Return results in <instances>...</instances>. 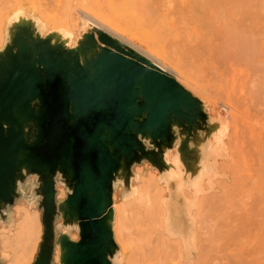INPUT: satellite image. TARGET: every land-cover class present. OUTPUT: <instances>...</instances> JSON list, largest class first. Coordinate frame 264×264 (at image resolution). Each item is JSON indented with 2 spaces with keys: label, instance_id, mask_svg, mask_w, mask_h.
Here are the masks:
<instances>
[{
  "label": "water",
  "instance_id": "obj_1",
  "mask_svg": "<svg viewBox=\"0 0 264 264\" xmlns=\"http://www.w3.org/2000/svg\"><path fill=\"white\" fill-rule=\"evenodd\" d=\"M28 17L8 24L0 50V221L25 186L40 198L43 226L32 264H52L56 247L59 264H120L115 186L130 193L133 166L143 161L159 173L168 169L166 150L179 154L190 182L200 145L220 129L221 118L210 117L177 80L106 32L87 25L69 47L57 32L43 36ZM29 176L37 185L27 183ZM57 182L67 190L60 201ZM177 214L186 229L185 208ZM70 226H77L78 239L60 231Z\"/></svg>",
  "mask_w": 264,
  "mask_h": 264
},
{
  "label": "bare ground",
  "instance_id": "obj_2",
  "mask_svg": "<svg viewBox=\"0 0 264 264\" xmlns=\"http://www.w3.org/2000/svg\"><path fill=\"white\" fill-rule=\"evenodd\" d=\"M73 1L74 0L72 1L66 0L62 5L63 6L62 8H64L62 9L63 10L62 13L63 14L68 13L70 15L66 17L67 20L66 22L68 25H66L65 19L64 21H62V23L64 22L63 23L64 25L62 24L63 29L72 33L74 31V28L78 26L76 23H73L74 19L71 17L72 9L75 8L77 5L75 4V2L78 3L77 0H75L73 4ZM113 1L114 3L116 2L117 4H119V2L123 4L122 0L120 1L118 0L119 2L117 0H113ZM161 1L163 0H160L159 2ZM166 1L167 0H165L164 2ZM114 3L112 2V4ZM154 3L156 4L157 2ZM90 4L91 3H89V5ZM117 4L114 5L117 6ZM165 4L168 5L167 8H169L171 5L175 7V9L177 10L178 8H180V11L182 10V12L184 13L185 17L184 15L182 16L181 14L182 12L178 11L179 17L185 18L183 22L186 20V22L191 26L192 30L189 26H187V28H184L183 26L182 27L185 30L190 28V31H188L189 29L187 30L188 34H190L192 31L190 35L192 36L196 35L195 38L197 41L193 39L194 36L193 37L190 36L192 39L190 38L189 39L194 41V44L190 43V45L193 44V46H195L196 43V45H198L199 48L202 49L203 51L201 53L199 52L200 50L198 49L199 54L201 53L203 55L204 53L205 56L207 57L204 58L209 59L208 61L211 62V68L213 69L212 76H214L212 79L215 78V80H213V82L211 80L210 81L212 82L211 84L213 83L217 84L216 90L218 93H215L216 91L213 89L214 87L212 85L210 86L209 85L210 83L208 82H207L208 83L207 87L209 89L208 90L209 92L206 91V89H203L204 88L203 86H205L206 83L203 86L201 85V87L196 84L192 85L191 87H194V89L197 90L196 91L197 94L198 92L201 93V97L203 94L207 95L206 98H204L207 103L204 102L203 100L202 102L204 103L205 107H208L209 112L212 113V115L219 108H222L225 112L222 114V116L220 117L218 116V118L219 119L221 118L220 120L222 121L220 129L209 138V140L205 145H203V147L202 145H200L201 146L200 151H202L201 154L202 156L200 157L199 160V169L197 174L191 179L190 182H186L182 177L183 174H185V172H184L183 164L179 158V154L176 151L173 152L170 150H166L164 154V161L169 164L168 169L163 170L161 173L154 172L151 173V175L148 174L149 176L147 177L143 176V174L140 172L138 174H135V180H140V183L136 186H132L131 192L125 194V196L127 197L126 199L127 203L126 202L125 203L128 204L125 208V211L130 212L132 209V211L134 210L135 213L139 211L144 212V217L154 227V231L156 233L154 234V238H150V236H146L147 238L137 237L138 239L137 244L135 243L136 241L134 240L136 238L132 239V237H130L127 240V243L129 244L130 249L134 251V249L137 250V248H139L138 244H140L143 240H146L145 242H147L146 244L149 246V250H151V252L153 253L151 258L147 261L149 262L148 264H264V132H260V134L257 133L258 131L257 120L258 119L264 120V0H168L167 3ZM169 4L171 5L169 6ZM83 5L82 7L85 6ZM107 5L109 6V3ZM120 5H118L120 11H118V8L115 10V6L114 7L112 6V8L118 14V17L120 15L123 16V13L121 14L122 9L129 8L126 7V4H124V6L121 5L124 8L122 7V9H120ZM147 5H148L147 10H148L150 8L149 6L151 5L150 3ZM144 6H146L145 3ZM156 6H158V4ZM156 6L154 8L151 7V9H154L153 11H155ZM60 7L59 10L61 9ZM79 7H81V5ZM79 7L75 9L76 11H78L79 16L83 20L82 23L83 25L90 24L95 28H98L106 32L113 38L117 39L118 41L122 42L123 44L135 50L140 55L144 56L147 60H149L150 62L161 68L170 76H174V74L179 76V73L182 74L180 72L181 70L180 67L178 68L177 66L176 68V65L174 64L175 67L173 66V68L180 69V70H176V69L174 70L172 67H170L173 64L170 65V63L164 61L170 65L168 66L166 65V63L164 64L163 61L160 60V59L164 60L162 56L160 59L159 57H156L159 55L160 51L156 56L153 55V53H151L152 51L149 52V50H154V49L158 51V49L155 48L157 46L154 45H153L154 46L153 49L148 48V46L150 45L152 46L151 43L150 44L148 43L149 41L152 42L150 37H149L150 40L148 41L144 40L148 44L146 49L149 50L147 51L144 47L135 43V41L133 40L136 34L133 33L136 32L134 29H133L134 31L130 30L132 31V33L128 30L130 32L129 34L130 36L133 37L134 34V38L127 36L126 31L125 32L121 31L124 29L126 30L125 26L126 24L128 25L129 23L128 21H132L136 17L133 16L134 18H129V20L127 21L128 23L125 22L126 24L125 23L123 24L125 26L121 24L122 27H125L124 29H122L121 27H118V25L120 26V24H117L118 22L116 23L113 21L114 25L117 24L116 27L111 23H109L110 21H108L109 19H107V17H106L107 19L106 21L108 22L101 21L104 18L99 20L98 18L101 16L95 18L94 15L93 16L90 15L85 10ZM133 7H136V5H134ZM131 8L129 9L131 10ZM145 8L143 9L146 10ZM151 9L149 10L152 11ZM169 9L171 10L169 11L170 13H175V10H173L172 12L173 8L170 7ZM108 12L110 14L109 8L107 10V13ZM123 12L125 16H123L122 18L128 15L127 13H125L128 12V10ZM169 12H166L165 16L170 17L168 15ZM153 14H156V11L153 12ZM140 15L141 14L137 16ZM143 15L144 17L142 19L144 20L145 18V20L147 21V19L149 18L145 17V14ZM173 15L174 14H172V16ZM176 15L178 16V14H175V16ZM152 16L153 17L155 16L156 18L157 16L159 17L160 15L157 16L152 15ZM126 18H128V16ZM166 18L167 17H165V19ZM139 19L140 18L138 17L137 20ZM137 20L135 21L136 23L138 22ZM145 20H144V26H146ZM140 22L142 21L140 20L139 23ZM186 22H184L185 25L182 24V21L180 23L186 27ZM132 25L133 24L131 23V26ZM135 26L136 28L138 27L136 24ZM119 28H121V30ZM143 31L141 33H143ZM187 32H185V35L187 34ZM154 34L151 35V38L152 36L154 38ZM136 37L137 39H140L139 36ZM155 40L158 43L156 36H155ZM188 40L187 41L184 40V42L186 43L188 42ZM179 41L180 39H178L177 42ZM177 42L175 43L179 45L180 43L178 44ZM161 44L163 45L164 43ZM171 44L172 43H170V45ZM190 45L188 47H190ZM164 46H166V43ZM172 46L173 44L171 45V47ZM185 46L187 45L185 44L184 48ZM171 47L169 46V49ZM188 47H186L187 50H190L191 47L190 48ZM162 48L163 50H165L164 47ZM176 48L174 49L175 51H177ZM163 50L162 52H164ZM180 51L183 52L182 49H180ZM180 51H178L179 54ZM184 52H186V50ZM173 53L174 54L172 55L175 56L174 51ZM189 53L190 52L188 51V55H191ZM179 54H178V60L179 57H181ZM193 54L194 53H192V55ZM195 56H192V60L193 58L194 60H196ZM187 57H191V56H186V58ZM197 58H201V57H197ZM188 59L189 58H187V62ZM206 59H203V61L205 60L206 62ZM185 60L186 59H184V61ZM180 62L178 61V63ZM210 62L208 64L206 63V65H209ZM194 65L192 66L194 67ZM196 65L198 66L199 64L197 63ZM204 69L206 70L209 68H203V70ZM205 70L203 72H205ZM176 71L178 72V74H176L177 73ZM209 73H207V75ZM182 75L185 76V74ZM177 76H176L177 79L181 77V76L179 77ZM185 77H182V79H184L183 82H185L186 79L187 81H189L188 77L187 78ZM204 78H202V80ZM196 79L198 80V78ZM192 82H190V84ZM199 84H201V82ZM211 87H213L212 93L210 89ZM228 127L230 132L228 134V139L226 141V147H225L224 137L227 134L226 132ZM226 152L228 153L230 158L229 162L228 163L224 162L225 164H223L222 162L218 161L220 163L218 166L217 157L226 156L225 155ZM224 158L226 159V157ZM230 160L232 166L230 165ZM238 161L242 162L241 166L242 164L245 165L243 166L245 170H243V168L240 169L241 168L240 165L237 167L238 171H236V169L231 170V168H233L234 166L233 165L234 163H237V165L240 164ZM226 164H229L231 167L227 166ZM238 168L240 169V171ZM226 169H230L227 170V173L228 171H230V175L232 174L231 171L234 174H235L234 171H236V174L237 172H239V174H237L239 175V177L237 175L235 176H237V181H239L238 178H240V182L243 181L242 182L243 185H241V183L235 180L236 177L235 179L233 178L234 176L233 174L230 176L231 181L233 178L235 182H237L242 187L249 184L248 186H245V188L247 187V189L250 186V189L248 190L246 189L247 191H249V193H247L246 190H244L245 192L244 194L246 195L249 194L248 196L245 195L246 199L247 197H249V199L247 200L245 199V202L244 201L242 202L241 199L242 195L244 194L242 193V195L239 196L241 194L242 188L240 189L239 192L238 190L240 187L235 182L234 183L237 186L236 189L239 193L234 191L236 192L235 193L236 196L233 193H232L233 196L231 195V192L233 191L231 190L232 187L230 186L234 184L233 181L231 182L232 183L231 185L226 184L227 186H229L226 187L230 188L228 190L225 187L224 183L221 184L224 180L221 182L219 179H217L220 181V184L216 180L213 181L215 184H217V186H219V188H221L222 185H224L225 187V188L222 187L221 188L222 190L220 189L221 195H219L220 193H218V195H216L218 197L214 195L216 191L211 192V194L209 192L206 193L205 195H200L202 191L208 192V190L212 185V180L214 176H217L219 171H225ZM247 170H249L250 174H248ZM243 171L244 173H246V175L247 174L249 175L248 177L249 181L246 179V176L245 174H243ZM242 175L245 176L244 179L241 178ZM170 182H173V186L175 187L176 194L177 195L180 194V197L183 198L185 202L183 206L180 204L179 198L177 199L176 196L173 197L170 194L172 190ZM160 183L163 185H160ZM245 188L243 187V189ZM232 189L234 190V188ZM229 190L230 192H228ZM165 191L167 193L166 196H164ZM208 194H210V196ZM237 196L241 198L238 199ZM234 198L236 200L238 199L237 201L240 200L239 202H242L240 207H239L240 204L236 202ZM232 201H234V204ZM235 202L239 204L237 208H235L234 206ZM125 203L123 207H125ZM226 203L228 207L230 206L229 209L232 207L231 205L233 204V207L235 208V215H233V217L236 216V212L239 215V212L243 208L242 207L243 203L246 204L248 203V208L244 207L246 209L244 208L243 209L253 214L252 216L251 214H247L248 217L250 215V217L253 218L248 219V217H246V214L245 213L243 214L244 210L242 209L243 212L241 215L243 216L245 215L244 218H240L242 221L239 219L238 215L236 216L237 220L236 218H234L235 219L234 220L232 217H230V214L232 215V211L226 209L227 207V205H225ZM181 207L185 208V213L187 214V220L188 223H190L189 225H187L186 229H184L183 227L184 225L183 223L181 224L179 220V216L177 214V212L181 209ZM238 208L240 210L236 211V209ZM32 223L34 228L36 229V232L39 234L41 232V228L38 223L37 217L33 218ZM191 225L193 226L195 225L194 226L195 229L192 230ZM24 228L25 231L24 230L23 231L27 232L32 227L30 224H28ZM19 237H21V234L18 235L3 234L1 236L0 258L7 259V264H16L18 261L17 248L20 242ZM32 240L33 239H31V241ZM135 255L137 254L136 253L133 255L129 254V260L135 258Z\"/></svg>",
  "mask_w": 264,
  "mask_h": 264
},
{
  "label": "rangeland",
  "instance_id": "obj_3",
  "mask_svg": "<svg viewBox=\"0 0 264 264\" xmlns=\"http://www.w3.org/2000/svg\"><path fill=\"white\" fill-rule=\"evenodd\" d=\"M16 1V2H15ZM59 1V2H58ZM66 0H62V1H60V0H0V50L3 48V46L5 45V43H6V41L8 40V38H7V30H8V24L11 22V21H13V22H15V21H18V20H20V19H29V17L28 16H34V17H32V22H33V24H34V26H35V28H37V30H38V32H40L41 31V29L43 30V32H42V35L44 36L45 34H47L48 32H57V34L59 35V39H61L62 41H64V43H65V45L66 46H69V47H73L74 46V44H75V42H76V40H77V38H79L80 36H81V34L83 33V32H85V30H87V25H89V26H91V27H94V26H92V25H90V24H87V25H83L82 23H83V20L81 19V17L79 16V13H78V11H76V9L75 8H78L80 5H81V7H79V8H82L83 10H85L87 13H89L90 15H94V17L96 18H98V16H101V17H99L98 19L99 20H101V19H103V20H101V21H104V22H108V21H110L109 23H111L112 25H114V22H118L117 24H120V26L118 25V27H121L122 29H124L125 27H126V30L124 29V30H121V28H119L122 32H125L126 31V34H127V36H129V37H131V38H134V34H135V38L133 39L134 41H135V43H137V44H139V45H141L142 47H144L145 49L147 48V42L146 41H148V40H150L151 39V41L152 42H148L149 44L151 43L152 44V46L154 45V46H157V47H155L156 49H158V51H156L155 49L154 50H149V49H146L147 51L149 50V52L150 51H152L151 53H153V55H158V52H159V55L158 56H156V57H159V59L161 58V56H162V58H164V60L163 59H160L161 61H163V63L165 64L166 62H168V63H170V65L171 64H173V65H169L168 63H166V65H168V66H170V67H172L173 68V66L175 67V65H176V68H177V66H178V68L180 67V69L182 70H180V69H176V68H173L174 70L176 69V70H180V72L182 73V74H185V76H183L182 74H180L179 73V76H181V77H179V76H177V75H175L174 74V76H172L174 79L176 78V76L177 77H179L178 79L176 78L175 80H177L184 88H186L188 91H190L194 96H196L199 100H203L204 102H206L205 101V99L204 98H206V94L204 95H202V97H201V93H199L198 92V94H197V90H195L194 89V87H191L192 85H194V84H196V85H199L200 87H201V85L203 86V85H205V83H206V85L205 86H203L202 88L203 89H206V91H208L209 89H208V83H210L209 85L211 86H213V87H211L210 89H211V93H212V88L216 91H214L215 93H218L217 92V90H216V85L217 84H215V83H213V84H211L212 82H213V80H215V78L214 79H212L214 76H212L213 75V69L211 68V62L210 61H208L209 59H206L207 57L205 56V54L203 53V55L201 54L203 51H202V49H200L199 48V46L198 45H196V43H195V46H193V44H194V41H192V40H190V39H192L190 36H192V35H190L191 33H192V31H191V33L190 34H188V32H187V30L188 31H190V28H191V26L186 22V20L184 21V22H186V27L184 26L185 24H184V22H183V20L185 19V18H181V17H179V12H182V10L180 11V8H178V10L177 9H175V7H173L171 4H169V6L171 7V8H173L172 9V12H173V10H175V13H170L169 11H171L169 8H167L168 7V5L167 4H165V3H167V1L166 2H164L165 0H163V1H161V2H159V1H155V0H130L134 5H136V7L138 8L139 6V8L137 9L136 7H133L134 5L129 1V0H122V3L123 4H121V2H119L118 0V2H119V4H117L116 2L114 3V1L113 0H77V2L79 3H76L75 2V0L73 1V4H74V2H75V4H77L76 5V7L75 8H73L72 9V13H71V17L74 19L73 20V23H76L78 26L76 27V28H74V31H73V33L72 32H68V31H66V30H64L63 29V23H62V21H64V19H65V22L67 21L66 20V17L67 16H70L68 13H62L63 12V10L62 9H64V8H62L63 6V4H64V2H65ZM70 1H72V0H70ZM83 1H85V2H83ZM88 1H89V3H91L90 5H89V3H88ZM98 3H97V2ZM101 1V2H100ZM103 1V2H102ZM111 1V2H110ZM142 1H144V2H142ZM8 2H11V3H8ZM112 2L114 3V4H117V6H115L114 4H112ZM130 4V6H129V4ZM150 3V5L151 6H149L150 8L149 9H151V7H155L157 4H158V6H156V8H155V11H156V14H153V12H155V11H153L154 9H151L152 11H150L149 9L147 10V7H148V5L147 4H149ZM154 2H157L156 4L154 3ZM160 4H159V3ZM163 2V3H162ZM81 3V4H80ZM83 3H84V5H83ZM102 3V4H101ZM109 3V6L107 5ZM144 3H145V5L146 6H144ZM152 3V4H151ZM59 4H61V5H59ZM123 5L124 6V4H126V7H129V8H131V10L128 8H124L123 6H121V5ZM162 4V5H161ZM82 5L84 6V7H82ZM93 5V6H92ZM115 6V10L119 7L118 5H120V9H122V7L124 8V9H126V10H128V12H125V13H127L128 15H126V17L128 16V18H126V17H124V18H122L123 16H125V14H124V12L123 11H126V10H124V9H122L121 11V14L123 13V16L122 15H120L119 17H118V14L115 12V10L112 8V6ZM132 5V6H131ZM165 5V6H164ZM61 6V7H60ZM95 6V7H94ZM113 6V7H114ZM144 6V7H143ZM160 6H162V7H160ZM59 7L61 8L60 10H59ZM146 7V8H145ZM58 8V9H57ZM88 10H87V9ZM91 8V9H90ZM96 8V9H95ZM108 8L110 9V14H109V12L107 13V10H108ZM141 8V9H140ZM143 8H145L146 10H144ZM157 8H159V9H157ZM162 8V9H161ZM165 8V9H164ZM98 9V10H97ZM167 9H169V10H167ZM100 10V11H99ZM143 10V11H142ZM158 10H161V11H158ZM167 10V11H166ZM89 11V12H88ZM97 11H99V12H97ZM118 11H120L119 10V8H118ZM130 11V12H129ZM141 11V12H140ZM148 13V15H147V13ZM148 11H150V12H148ZM179 11V12H178ZM61 12V13H60ZM96 12V13H95ZM115 12V13H114ZM145 12V13H144ZM161 12V13H160ZM166 12H169L168 13V15L170 16V17H168V16H165L166 15ZM177 12V13H176ZM102 13H104V14H102ZM119 13V12H118ZM157 13H160V14H157ZM163 13V14H162ZM101 14V15H100ZM109 14V15H108ZM112 14H115V15H112ZM116 14H117V17H116ZM139 14H141L140 16H137V15H139ZM143 14H145V17H148L149 19H147V21L145 20V18H144V20H145V24H146V26L147 27H151L150 29L149 28H147L146 26H144V20L142 19L143 17H144V15ZM160 15L159 17L157 16L156 18H158V19H156L155 18V16L153 17L152 15ZM172 14H174L173 16H172ZM175 14H178V16L176 15L175 16ZM182 14V16L184 15V13L182 12L181 13ZM111 15H112V17H111ZM147 15V16H146ZM103 16V17H102ZM115 16V17H114ZM136 17V18H134V17ZM164 16V17H163ZM172 16V17H171ZM106 17H107V19H109L108 21H106L107 19H106ZM138 17L140 18L139 20H137L138 19ZM162 17V18H161ZM165 17H167L166 19H165ZM184 17H185V15H184ZM119 18V19H118ZM129 18H134L133 20L132 19H130V20H132V21H128L129 20ZM182 19V20H181ZM112 20V21H111ZM138 21L137 23L135 22V21ZM142 21V22H140L139 23V21ZM114 21V22H113ZM120 21V22H119ZM130 23H132L133 25L131 26V23L129 24L128 22ZM182 21V24H184V25H182L180 22ZM113 22V23H112ZM128 23V25L126 24V23ZM150 22H155V23H153V25H152V23H150ZM115 23V24H116ZM126 24V26L125 25H123V24ZM148 23V24H147ZM63 24V25H62ZM117 24L116 25H114V26H116L117 27ZM123 26H125V27H122V25ZM135 24L138 26L137 28H136V26H135ZM139 24V25H138ZM141 24H142V26H141ZM179 24V25H178ZM66 25H68L67 24V22H66ZM65 25V26H66ZM127 26H129V27H127ZM156 26V27H155ZM184 28H187V26H189L190 28H188V29H184ZM139 27H141V28H139ZM128 28V29H127ZM142 28H144V29H142ZM155 28V29H154ZM136 31V32H133L134 34H133V37L132 36H130L129 34H130V32L132 33V31H134V30ZM140 29H142V30H140ZM130 30H132V31H129ZM145 32H144V31ZM151 31V33H150V31ZM191 30H192V28H191ZM140 33H139V32ZM143 31V33H141ZM147 31V32H146ZM129 32V33H128ZM185 32H187V34L185 35ZM41 33V32H40ZM156 35H155V34ZM125 34V33H124ZM125 34V35H126ZM154 34V38H153V36H152V38L154 39H152L151 38V35H153ZM194 34V33H193ZM132 35V34H131ZM183 35V36H182ZM136 36H139V38L140 39H137V37ZM155 36H156V39L158 40V43H157V41L155 40ZM187 38H186V37ZM189 36V37H188ZM194 36V35H193ZM192 36V37H193ZM196 36V35H195ZM195 36L193 37V39L194 40H196V38H195ZM149 37H150V39H149ZM169 38H171V39H169ZM183 38V39H182ZM190 38V39H189ZM142 39V40H141ZM178 39H180V41L179 42H177L178 41ZM182 39V40H181ZM190 41H189V40ZM140 40V41H139ZM144 40H146V41H144ZM167 40V41H166ZM171 40V41H170ZM172 40H173V42H172ZM184 40L185 41H187L188 40V42H184ZM143 41V42H142ZM163 41V42H162ZM164 41H166V42H164ZM177 42L179 45H177L175 42ZM197 41V40H196ZM140 42V43H139ZM164 43L163 45L161 44V43ZM169 42V43H168ZM145 44V45H143V44ZM154 43V44H153ZM160 43V44H159ZM165 43H166V46H164L165 45ZM170 43H172L173 44V48H174V46H175V48L178 46L180 49H182L183 50V52L182 51H180V49L177 47L176 49H177V51H175L172 47H171V45H170ZM174 43H175V45H174ZM183 43H185L187 46H185V48H184V45L185 44H183ZM190 43H193V44H191L190 45ZM156 44V45H155ZM167 44H168V46H167ZM177 45V46H176ZM190 45V47H191V49L193 50V48H194V50L192 51L191 49V51L190 50H187V48L186 47H188ZM151 45L150 46H148V48H151V49H153L154 48V46L152 47ZM158 46H160V47H158ZM169 46L171 47L170 49H169ZM182 46V47H181ZM197 46H198V48H197ZM162 47H164V49L165 50H163V48ZM190 47H188V48H190ZM162 48V49H161ZM186 50V52H184L185 50ZM200 51H199V50ZM162 50L164 51V52H166V53H164V52H162ZM166 50H169V51H166ZM171 50H173L174 52H175V56H176V58H175V56L174 55H172V54H174L173 53V51H171ZM195 50H197V51H195ZM157 53H156V52ZM178 51H180V54H179V52ZM188 51L190 52L189 54H191V55H188ZM201 52L200 54H199V52ZM167 52H168V55H167ZM172 52V53H171ZM194 53L193 55H192V53ZM156 53V54H155ZM170 53H171V55L175 58H173L171 55H170ZM181 56V57H179V60H178V54ZM186 54V56H191V57H187V58H189L188 59V62H187V58H186V56H185V54ZM198 53V54H197ZM177 54V55H176ZM182 54V55H181ZM183 54H184V56H185V58H184V56H183ZM196 55V56H195ZM201 55V56H200ZM168 56V57H167ZM192 56H195V59L196 60H194V58H193V60H192ZM165 57H166V59H165ZM170 57H172V58H170ZM197 57H203L202 58V60H201V58H197ZM204 57H206V58H204ZM169 59V61H168V59ZM184 59H186L185 61H184ZM197 59H198V61H197ZM203 59H206V62H205V60L203 61ZM171 60H173V61H171ZM180 62V63H178V61ZM189 60H191V61H189ZM201 60V61H200ZM164 61H166V62H164ZM192 61H194V62H192ZM175 62V63H174ZM183 62V63H182ZM185 62V63H184ZM196 62V63H195ZM200 62H201V65H200ZM210 62V64L209 65H206V63L208 64ZM178 63V64H177ZM191 63H192V65H194V67L191 65ZM199 64L198 66L196 65V64ZM175 64V65H174ZM183 65V66H182ZM184 65H185V68H184ZM188 66V69H187V66ZM190 65V66H189ZM182 66V67H181ZM197 66V67H196ZM206 66V67H205ZM208 66V67H207ZM196 67V68H195ZM198 67H199V69H198ZM209 68V69H204L205 70V72H203L204 70H203V68ZM191 68V69H190ZM201 68V69H200ZM212 70H211V69ZM198 69V70H197ZM186 70V71H185ZM196 70V71H195ZM189 71V72H188ZM207 71V72H206ZM177 72V71H176ZM200 72V73H199ZM202 72V73H201ZM210 72V73H209ZM199 73V74H198ZM203 73H204V75H203ZM207 73H209L208 75H207ZM176 74H178V72L176 73ZM211 74V75H210ZM199 75V76H198ZM205 75H206V77H205ZM211 77H210V76ZM205 78H204V77ZM182 77H185V78H187L188 77V80L189 81H187V79L185 80V82H183L184 81V79H182ZM210 77V78H209ZM196 78H198V80L196 79ZM202 78H204L203 80H202ZM208 78H209V80H208ZM180 79H181V82H180ZM191 79V80H190ZM207 79V80H206ZM201 80V81H200ZM205 80V81H204ZM212 82H211V81ZM192 81H194V82H192ZM197 81V82H196ZM210 81V82H209ZM187 82V83H186ZM190 82H192L191 84H190ZM201 82V84H199ZM208 82V83H207ZM215 82V81H214ZM186 83V84H185ZM204 83V84H203ZM193 88V89H191V88ZM205 87H207V88H205ZM194 91H195V93H194ZM209 92V91H208ZM215 93H213V94H215ZM207 103V102H206ZM223 112H222V111ZM205 111H206V113H208V115L210 116V117H212L213 119H216V118H218V116L220 117V116H222V114L225 112L222 108H219L215 113H213V115H212V113H210L209 112V109H208V107H205ZM257 126H258V131H257V133H259L260 134V132H264V120H262V119H258L257 120ZM229 127H228V129H227V134H226V136L224 137V145H225V147H226V141H227V139H228V134H229ZM173 152H175L174 150H173ZM225 155L226 156H219V157H217V163H218V166H219V162L218 161H220V162H222L223 164H225V163H228L229 162V155H228V153L226 152L225 153ZM224 157H226V159L224 158ZM225 162V163H224ZM239 162V161H238ZM240 164H238L237 165V163H234L233 165L235 166H233V168H231V170H233V169H236V171H238L237 170V167L240 165L241 166V163L242 162H239ZM227 166H230L231 165V160H230V165L229 164H226ZM237 165V166H236ZM232 166V165H231ZM230 166V167H231ZM243 166H245L244 164H242V166H241V168L240 169H242L243 168V170H245L244 169V167ZM247 166V165H246ZM238 168V169H239ZM246 168V167H245ZM248 168V167H247ZM240 169H239V171H240ZM133 173L134 174H138L139 172L140 173H142L143 174V176H149L148 174H150L151 175V173H154V172H156V173H158V171L155 169V168H153L148 162H146V161H143V162H141L140 164H136V165H134L133 166ZM142 170V171H141ZM154 170V171H153ZM227 170H230V169H226L225 171H219V173L217 174V176H214V178H213V180H212V185H211V187H210V189L208 190V192L207 191H205V192H203L202 191V193H200V195H205L206 193H209L210 192V194H211V192H215L214 193V195L216 196V195H218V193H220L221 192V188L223 187V188H225L227 185L226 184H232L231 182L233 181V183L235 182V180L237 181V176L239 177V175H237V174H239V172H237V174H236V171H234L235 172V174L231 171V173L234 175L233 176V178L235 179V177H236V179L234 180L233 178H232V181L230 180L231 179V175H230V171H228V173H227ZM242 171V170H241ZM248 171V174H250V172H249V170H247ZM242 173V172H241ZM241 173H240V176H241ZM243 174H245V176H246V179L249 181V179H248V177H249V175L247 176L246 175V173H244V171H243ZM227 175V176H226ZM229 175V176H228ZM235 175H237V176H235ZM157 176H158V174H157ZM244 175H242V177L241 178H245V176L243 177ZM30 179H36V177L35 176H31V177H29ZM227 178V179H226ZM30 179L29 180H27V183L28 184H30V185H36L37 183H31L30 182ZM217 179H219L222 183L221 184H223L224 183V185H225V187H224V185H222V187L221 188H219V186H217V184H215L213 181H218V183L220 184V181L219 180H217ZM239 179V181H237V182H239V183H241V185H243V181H241L240 182V178H238ZM242 179V180H243ZM229 180V181H228ZM246 181V180H245ZM248 181H247V183H248ZM237 182H235L236 184H238ZM140 183V180H135V179H132L131 180V187L132 186H136V185H138ZM235 183L233 184V185H231L230 187H232V188H234V190L231 188V190L233 191V192H231V195L233 196V194L235 195V193L236 192H240V189L242 188V190H243V192H242V190H241V194L239 195V196H241L242 195V193L244 194L245 192H244V190H246L247 189V187L245 188V186H248V185H245V186H243L245 189H243V187L242 186H240L239 184V190L237 191V189H236V185H235ZM244 184H246V183H244ZM160 185H163V184H161L160 183ZM235 185V186H234ZM217 186V187H216ZM221 186V185H220ZM216 187V188H215ZM227 187H229V186H227ZM226 187V188H227ZM55 189H56V194H55V198H56V200L57 201H60V200H62V199H64L65 198V196H66V192H67V190H66V188L60 183V182H57L56 183V186H55ZM221 189V190H220ZM228 189H230V188H227V190ZM248 189H250V186L248 187ZM247 189V190H248ZM246 190V192L247 193H249V191H247ZM217 191H219V192H217ZM234 191H236V192H234ZM225 192V191H224ZM228 192H230V190L228 191ZM238 192V193H239ZM233 193V194H232ZM210 194H208L209 196H210ZM223 194V193H222ZM167 195V193H166V191H165V195L164 196H166ZM212 195H213V193H212ZM211 195V196H212ZM219 195H221V193L219 194ZM246 194H244V195H242V198L241 197H238L237 196V198L238 199H242V202L244 201L245 202V197L246 196H248V195H246ZM20 196L21 197H19L18 198V200H17V202L13 205V206H11L10 208H8V210H7V213H8V215H7V218H5L4 220H2V221H0V241H1V236L3 235V234H7V235H18V234H21V237H19V239H20V242H19V246H18V248H17V251H18V261H17V263L16 264H32V262H33V260H34V257H35V255H36V253H37V250H38V246H39V243L41 242V237H42V234H43V226H42V223H41V210H39V208H38V204H37V200L38 199H40L39 198V196H36V197H34V194H32V193H30V192H26V187L25 186H21L20 187ZM236 196V195H235ZM216 197H218V196H216ZM213 198H214V196H213ZM236 198V197H235ZM234 198V199H235ZM126 199H127V197L125 196V195H123V187H122V184L121 183H119V184H117L116 186H115V189H114V193H113V210H114V222H113V232H114V238H115V241H116V243H117V245L119 246V248H120V251H119V253H117V255L115 256V260L116 261H118L120 264H148L149 262H147L150 258H151V256H152V252H151V250H149V246L146 244L147 242H145L146 240H143L140 244H138V246H139V248H137V250L136 249H134V251H132L131 249H130V247H129V244L127 243V240L130 238V237H132V239H134V238H136V239H134L136 242V244L138 243L137 241H138V239H137V237L139 238V237H142V238H147L146 236H150V238H154V234L156 233L155 231H154V227L146 220V218L144 217V212H142V211H139V212H137V213H135L134 212V210L132 211V209H131V211L130 212H127V211H125V208H126V206L128 205V204H126L127 202H126ZM237 199V200H238ZM244 199V200H243ZM247 199H249V197H247ZM246 199V200H247ZM236 200V199H235ZM234 200V201H235ZM236 200V202H238L239 204H237L236 202H235V208H237V206L239 205V207L241 206V203L242 202H239V201H237ZM234 201H232L233 202V204H234ZM126 202V203H125ZM231 202V203H232ZM124 203H125V207H123V205H124ZM231 203H230V205H231ZM233 204L231 205L232 207H233ZM225 205H227V203L225 204ZM243 206V208L244 207H247L248 208V203L246 204V203H243L242 204ZM245 205V206H244ZM129 207V206H128ZM227 207H228V205H227ZM226 207V209H229V207L227 208ZM231 207V208H232ZM241 207V208H242ZM229 209V210H231L232 211V215L230 214V217H232L233 219L234 218H236V216L238 215L237 214V212H236V216H234L233 217V215H235V208L233 209ZM242 208V209H243ZM134 209V208H133ZM225 209V210H226ZM242 209H241V211L239 212V219L240 218H244V216L243 215H241L242 214ZM244 209H246V208H244ZM243 209V210H244ZM238 210H240L239 208L238 209H236V211H238ZM249 210V209H248ZM234 211V212H233ZM227 212V211H226ZM247 212V213H246ZM250 212H251V210H250ZM246 214V217H248V215L247 214H251V213H249L248 211H246V210H244V212H243V214ZM243 216V217H241V216ZM253 214H251V216H252ZM34 217H37V219H38V223H39V225H40V228H41V232L38 234L37 232H36V229L34 228V226H33V223H32V221H33V218ZM245 217V218H246ZM232 218H231V220H232ZM253 217H250V215H249V217H248V219H252ZM247 219V218H246ZM235 220V219H234ZM236 220H237V218H236ZM241 220V219H240ZM239 221V220H238ZM242 221V220H241ZM62 222V220H61V218L60 217H56L55 218V220H54V224L55 225H58V224H60ZM28 224H30L31 225V229H29L27 232H24L25 230V226H27ZM192 226V230L193 229H195L194 228V226L193 225H191ZM24 230V231H23ZM61 232H65V233H67L68 235H69V237L72 239V240H76V239H78V229H77V226H70V227H66V228H64V227H61V230H60ZM200 231V230H199ZM31 239H33L32 241H31ZM151 243V242H150ZM149 244V243H148ZM136 246V245H135ZM150 246H152V245H150ZM139 249V250H138ZM0 251H1V248H0ZM137 254V255H135V258H132V259H130L129 260V254ZM59 248L58 247H56L55 248V252H54V259H53V262H52V264H59ZM4 262H5V264H7V259H2ZM147 262V263H146ZM151 262V261H150Z\"/></svg>",
  "mask_w": 264,
  "mask_h": 264
},
{
  "label": "crops",
  "instance_id": "obj_4",
  "mask_svg": "<svg viewBox=\"0 0 264 264\" xmlns=\"http://www.w3.org/2000/svg\"><path fill=\"white\" fill-rule=\"evenodd\" d=\"M29 177H31V176H29ZM28 177V179L27 180H29L30 178ZM37 185V184H36ZM16 203V202H15ZM14 203V204H15ZM0 263H2V264H5V262L0 258Z\"/></svg>",
  "mask_w": 264,
  "mask_h": 264
},
{
  "label": "flooded vegetation",
  "instance_id": "obj_5",
  "mask_svg": "<svg viewBox=\"0 0 264 264\" xmlns=\"http://www.w3.org/2000/svg\"><path fill=\"white\" fill-rule=\"evenodd\" d=\"M31 183H37V179H30Z\"/></svg>",
  "mask_w": 264,
  "mask_h": 264
}]
</instances>
